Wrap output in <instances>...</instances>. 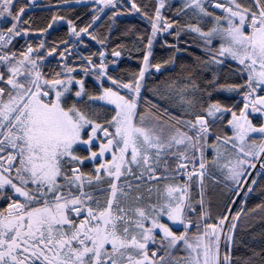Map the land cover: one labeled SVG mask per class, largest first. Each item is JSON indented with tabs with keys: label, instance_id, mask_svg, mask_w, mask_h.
Returning a JSON list of instances; mask_svg holds the SVG:
<instances>
[{
	"label": "snow or ice",
	"instance_id": "snow-or-ice-1",
	"mask_svg": "<svg viewBox=\"0 0 264 264\" xmlns=\"http://www.w3.org/2000/svg\"><path fill=\"white\" fill-rule=\"evenodd\" d=\"M16 2L0 0V21L6 25V31L0 29V197L5 196V189L10 190L6 197L10 203L0 211V264H233L231 253L241 212L232 216L231 222L224 215L217 223H203V232L199 230L208 218L205 179H214L209 165L231 182L236 197L244 192L246 198L254 191L257 179L248 183L253 170L256 177L264 176V122L257 126L250 118L259 114L264 121V94H260L264 93V0L248 4L242 0H184L175 15H187L192 9L196 22L183 25L163 15L162 10L171 8L168 0H157L152 16L142 11L137 0H127L129 11L141 14L151 26L139 71L128 82L109 73V65L117 61H108L106 51L77 54L79 67L69 60L79 44L87 47L84 35L106 47L107 37L98 39L89 28L105 9H118L119 0H94L100 7L94 10L92 21L79 30L73 21L54 15L47 28L37 30L39 34L44 36L58 21H65L77 43L69 47V41L63 40L46 51H42L44 39L36 47L29 43L23 51L9 49L16 37H28L31 32L24 19L27 5L17 10ZM209 7L222 13L215 15ZM121 14L112 11L109 18ZM206 18L213 21L208 30L201 27ZM161 33L177 40L181 33L197 34L209 56L200 60L205 67L223 64L219 57L229 56L244 66L246 83L223 89H247L239 115L218 102L201 105V111L190 120L173 117L167 109L157 114L159 105L141 93L148 77L174 63V56L163 63L152 62L153 43ZM214 40L221 41L218 49L212 48ZM167 46L180 51L175 44ZM54 56L59 57L56 67L60 70L46 72L48 57ZM111 56L119 58L122 52L113 49ZM78 71L97 81L107 80L111 86L101 84L99 95H89L84 79L74 75ZM196 89L191 76L177 89L186 106L184 114H193L196 104L187 94ZM69 94L77 100L66 106ZM85 96L88 101L113 105L115 115L104 123L90 118L77 106ZM141 103L150 106L145 114L138 112ZM225 113H231L227 123L233 136L221 138L212 128ZM165 115L175 124L164 120ZM210 137L217 143L209 144ZM228 144L234 152L222 149ZM209 147L215 152L211 161L205 156ZM80 150L88 154L79 155ZM86 161L95 162L94 174L81 170ZM129 176L133 179H127ZM122 177L126 179L118 183ZM180 177L185 178L183 183H179ZM105 178H111L110 196L102 205L86 188ZM193 185L199 188V200L193 197ZM244 185H248L246 191ZM154 192L156 202L151 203ZM196 204L200 213L193 221L187 214L196 212ZM257 207L264 209V204ZM163 218L172 225H183L184 231L177 235ZM193 226L197 229L194 242L188 235ZM181 243L190 250L188 256L173 257L172 250ZM150 245L157 246L151 255ZM161 250L164 254L158 257ZM166 257L170 259L166 261ZM257 258L264 264V252H253L246 264H258Z\"/></svg>",
	"mask_w": 264,
	"mask_h": 264
},
{
	"label": "trees",
	"instance_id": "trees-1",
	"mask_svg": "<svg viewBox=\"0 0 264 264\" xmlns=\"http://www.w3.org/2000/svg\"><path fill=\"white\" fill-rule=\"evenodd\" d=\"M89 1L93 0H81L80 3H77L76 0H70L69 3H65L64 0H35V4H31L30 0H17V10L19 7L27 5L24 19L29 21L31 32L28 37H16L12 41V44L8 46L9 49L12 51H23L26 50L29 43L33 47H36L41 39L46 41V48L42 51H46L52 47L53 43H60L63 40H68L69 47H71L76 42V38L70 36L69 26L65 21H58L44 36H41L37 30L47 28L54 15L63 16L66 20L73 21L77 30L87 26L92 21V17L95 14L94 10L100 7V5L95 6L89 3ZM168 3L171 4V8L166 7V9L162 10L163 15L167 19L170 21H179L181 25L188 22H196L191 15L192 9L187 10V15H175L176 8L180 7L183 1L170 0ZM242 3L248 4L250 0H242ZM137 4L141 7L142 11H146L149 16H152L157 5V0H137ZM119 5L118 9L111 11L105 9L104 13L100 14L101 18L95 22L96 26L93 31L95 34L93 33V35H96L98 39L107 37L106 47H103V49L108 53V61L115 60L111 56L113 49L122 52L120 59L115 64L109 65V73L121 78L124 82H128L132 74L139 71L147 36L151 32V26L141 14L129 11L130 6L127 0H122ZM117 10L123 14L116 16L114 19H110L109 17H111L112 11ZM209 11H212L215 15L218 14L214 12L212 7H209ZM212 25L213 21L208 18L201 27L204 30H208ZM0 29H5L6 31V25L3 21H0ZM140 36H143L145 39L141 41L138 39ZM83 40L87 47L84 44H79L77 48L73 49L74 55L69 58L70 62H73L77 67L81 64L77 54L88 56L98 52L94 40L89 36L83 38ZM169 44H175L180 51L168 47L167 45ZM218 45V43H214L212 48L218 49ZM63 47L61 45L59 51H62ZM203 49L204 44L197 34L181 33L178 40L173 35H168L167 33L158 34L153 43L152 62L163 63L174 56V63L162 68L160 73H155L148 77L145 81V88L142 89L141 93L142 97L151 100L153 104L159 105L158 115L167 109L168 114L173 117L190 120L191 115L184 114L183 107L186 106L181 102L180 94L177 91V89L188 83L189 76L198 85V89L192 90L187 94L194 99L196 104V107L191 110L193 113L200 112L201 105L206 107L209 103L218 102L224 107L231 108L239 115L244 104L243 93L247 89L240 88L239 91L232 92L223 89L227 85H244L247 81V76L243 74L239 64L224 57H219V59L224 60L223 64H209L205 67L200 63V60H208L209 56ZM197 58L200 59L198 60ZM58 60V56L48 57V62H46L44 70L46 72L52 69L59 71L60 69L56 67ZM94 60L97 59L95 58ZM74 75L78 79L83 78L85 80V88L89 95H99L101 93V84H103V87L111 86L109 81H97L91 74L84 76L83 72L78 71ZM170 85L174 87L170 88ZM125 92L126 90H122L121 94H125ZM75 101V97L70 95L66 106H70ZM77 106L85 111L90 118L97 120L99 123H104L115 115L112 108L92 103L87 100V96ZM149 107L141 103L138 112L143 114ZM230 116L231 113H225L224 118L214 124L212 131L217 136L223 138L230 135L231 132L226 127ZM250 118L254 122H263L261 118ZM163 119L170 124H175V120H170L168 115L163 116ZM176 126L181 127V125ZM80 154L83 156L88 153L82 150ZM81 170L85 173L94 174V166L89 162H85ZM253 177L258 181L257 185L253 186L254 191L246 198L244 192H242L240 197H236L234 192H232L227 208L222 214V216H229V222H231L232 216L237 212H241L240 219L236 221L238 225L235 233L236 244L233 246L231 253L233 264H246L248 257L253 252H264V209L257 207L258 205L264 204V191H262L264 189V176L256 177L254 173L248 182L249 184ZM214 178L219 180L218 176H214ZM247 187L248 185L244 188V191L247 190ZM221 197L219 193L212 196L211 213L217 214L219 209H221L224 203ZM233 200H235L234 204L232 203ZM196 206V212H188L187 214V217L193 221L197 219L200 213V206L197 204ZM254 209L255 211H253ZM216 210L218 211L215 212ZM194 230L195 226L191 229V232H194ZM183 231L184 228L175 230L174 232L179 234ZM151 250H153V247H150L149 255H151ZM224 251L225 249L223 247V253ZM257 261L259 264V258H257Z\"/></svg>",
	"mask_w": 264,
	"mask_h": 264
},
{
	"label": "crops",
	"instance_id": "crops-1",
	"mask_svg": "<svg viewBox=\"0 0 264 264\" xmlns=\"http://www.w3.org/2000/svg\"><path fill=\"white\" fill-rule=\"evenodd\" d=\"M214 12L215 13H218L217 15H220L222 12H218V11H215L214 10ZM214 43H218V42H214ZM213 43V44H214ZM212 44V45H213ZM219 45H218V48H219V46H220V43H218ZM224 58H226V59H229V60H231V61H233V62H235V63H237V64H239V62L238 61H236V60H233L231 57H224ZM240 65V67H241V69H242V72H243V74H245L246 76H248V72H247V70H245V68H244V66L243 65H241V64H239ZM78 79V78H77ZM0 86H2V85H0ZM260 94H264V93H260ZM74 96V95H73ZM53 98V97H52ZM68 98H69V96H68ZM76 99V98H75ZM77 100V99H76ZM244 101V100H243ZM93 103V102H92ZM96 104V103H95ZM102 105V104H101ZM105 106V105H104ZM108 107V106H107ZM111 108V107H110ZM113 109V108H112ZM183 110L185 111V107H183ZM194 114L195 113H193L192 115H191V118L190 119H194ZM255 115V119H257V118H260L259 116H258V114H254ZM232 117L230 116V119H231ZM252 122H253V124H255V125H259L260 123L259 122H254L253 121V119H252ZM264 122V121H263ZM170 124V123H169ZM181 127H183L182 125H181ZM229 130H230V135L229 136H225V137H231V136H233V131H232V129H231V127L228 125V123H227V126H226ZM182 130H187L186 128H181ZM213 132V131H212ZM214 133V132H213ZM191 134V133H190ZM214 135H216L217 136V134L216 133H214ZM253 136L254 137H257L258 136V134H253ZM225 137H223V138H225ZM222 138V137H221ZM208 143L209 144H215V143H217L216 141H215V139H214V137H210L209 138V141H208ZM238 143V142H237ZM260 143V140L257 138V144H259ZM223 148H228L230 151H235V150H232L231 149V144H228V145H222V149ZM208 149V152L205 154V156H206V158H207V160L208 161H211L213 158H214V155H215V152H214V149L213 148H206V150ZM225 155H227V153H225ZM209 168L211 169V171H212V173H213V176H221L220 174H219V170L218 169H216L215 167H213L212 165H209ZM219 171V172H218ZM221 178V177H220ZM132 179V178H131ZM130 179V180H131ZM184 182V179H179V183H183ZM227 183H225V184H223L221 181H218L216 178H214V179H208V178H206L205 179V185H206V187H205V192H204V204H205V208H206V210H207V212H208V218L206 219V221H202V223H201V228H200V232H203V223H217L218 222V219L222 216V214H223V212L226 210V208H227V205H228V202H229V199H230V196H231V193L232 192H234L233 190H231L230 189V185L228 186V185H226ZM218 185V186H217ZM221 185V186H220ZM224 187V188H223ZM191 191H192V193H193V197H194V199L195 200H199V198H200V195H199V188H198V186L197 185H193V187H192V189H191ZM220 194L222 197V199L224 200V203H223V205L221 206V209H219V212L216 214V213H211V208H212V201H211V198H212V196L213 195H215V194ZM197 205H199V204H197ZM197 207V206H196ZM197 209V208H196ZM187 211V210H186ZM218 210H216L215 212H217ZM192 218V217H191ZM183 228V227H182ZM181 228V229H182ZM175 230H180V229H173V231H175ZM191 230H188V235H189V238L192 240V242H194V237H195V234L197 233V229H196V227H195V230H194V232H191ZM180 234V233H179ZM178 233H177V235H179ZM178 249H181V250H183V251H185V253H184V257H187L188 256V254H187V252L189 251V250H187V249H185L184 248V246H183V244L181 243L178 247H177V249H175V250H178ZM194 255H195V253H193Z\"/></svg>",
	"mask_w": 264,
	"mask_h": 264
},
{
	"label": "rangeland",
	"instance_id": "rangeland-1",
	"mask_svg": "<svg viewBox=\"0 0 264 264\" xmlns=\"http://www.w3.org/2000/svg\"><path fill=\"white\" fill-rule=\"evenodd\" d=\"M122 1V0H121ZM120 1V2H121ZM168 1H170V0H168ZM181 1H183L184 2V0H181ZM119 2V3H120ZM89 3H92L93 5H95V6H98L95 2H94V0L93 1H89ZM118 6H120L119 4H118ZM108 11H111V10H113V9H107ZM107 11V12H108ZM106 12V13H107ZM206 19H208V18H206ZM209 19H211V18H209ZM93 31H94V29H93ZM94 33V32H93ZM92 33V34H93ZM95 34V33H94ZM87 37V36H86ZM214 42H218V43H221V41H219V40H214L213 41V43ZM230 57V56H229ZM85 81V80H84ZM70 95H72V94H69V96ZM53 98H54V96H53ZM84 98V97H83ZM77 99V98H76ZM92 102V101H91ZM93 103H96V104H102V105H105V106H108V107H111V108H113L114 109V106L113 105H108V104H106L105 102H103V101H95V102H93ZM141 114V113H140ZM143 114H145V113H143ZM258 116H259V114H258ZM137 121H138V119H139V116H137ZM82 150H80L79 152H78V154L79 155H81L80 154V152H81ZM208 152V149L206 150L205 149V154ZM199 155V154H198ZM106 159H111V155L110 154H107L106 155ZM86 162H89V161H86ZM89 163H91V164H93V166H94V169H95V166H96V164H95V162H89ZM219 172V171H218ZM219 174L221 175V176H219L218 177V179H219V181H221L223 184H225V183H227L226 185H231V182L230 181H227V180H225L224 178H223V175L221 174V172H219ZM221 177V178H220ZM132 177L131 176H129V177H127V179H131ZM109 179H111V178H105L104 180H102V181H99L100 183H103V184H108V180ZM126 178L125 177H122L121 178V181H119L118 183H122V181L123 180H125ZM133 179V178H132ZM131 179V180H132ZM61 182H63V181H61ZM228 185V186H229ZM244 188H245V185H244ZM9 192H10V190H9ZM242 193V192H241ZM110 196V189H107V190H104V191H102L101 193H99V194H96L95 195V197H98V198H100V200H101V204L103 205V203H104V201L108 198ZM151 203H155L156 202V194H155V192H154V194H153V197H152V200L150 201ZM94 206V205H93ZM229 217V216H228ZM163 220H164V222H166V223H168L169 224V226L170 227H172V229H181L182 227H183V225H172L171 224V222H169V221H167V219L166 218H163ZM179 246V245H178ZM109 248H110V246H108ZM150 247H153V250L157 247V246H155V245H150ZM190 251V250H189ZM189 251L187 252V254H189ZM184 253H185V251H183V250H181V249H178V250H175V249H173L172 250V256L173 257H178V258H184ZM221 253L223 254V245L221 246ZM164 253H163V250H161V251H159L158 252V256H160V255H163ZM194 255V254H193ZM170 258L169 257H166V261H168Z\"/></svg>",
	"mask_w": 264,
	"mask_h": 264
},
{
	"label": "flooded vegetation",
	"instance_id": "flooded-vegetation-1",
	"mask_svg": "<svg viewBox=\"0 0 264 264\" xmlns=\"http://www.w3.org/2000/svg\"><path fill=\"white\" fill-rule=\"evenodd\" d=\"M123 181H122V183H123ZM97 185H98V187H97ZM107 189H109L108 184H103V183L95 182V181H94V184H93V186L91 188H86V190L92 191L94 196L96 194L101 193L104 190H107ZM8 194H9V189H5V196L4 197H0V211H3V210H5L7 208V204L9 203V200L6 197H7ZM79 219H83V216L78 218L77 222H79Z\"/></svg>",
	"mask_w": 264,
	"mask_h": 264
},
{
	"label": "built area",
	"instance_id": "built-area-1",
	"mask_svg": "<svg viewBox=\"0 0 264 264\" xmlns=\"http://www.w3.org/2000/svg\"><path fill=\"white\" fill-rule=\"evenodd\" d=\"M120 1H121V0H119V2H120ZM216 10L222 11L221 9H216ZM89 32L93 33V27L89 28ZM70 36H71V35H70ZM86 36H87V35H84L83 38H85ZM71 37H73V36H71ZM95 42H96V41H95ZM75 43H77V41H76ZM96 46H97V48H98V52L101 51V50L105 51V50L102 48V46H101L100 44L96 43ZM98 52H97V53H98ZM95 58L97 59V57H94V59H95ZM113 58H114L116 61L120 59V57H119V58H115V57H113ZM259 167H260V166H259V163H257V170H259ZM253 173H255V170L252 171V174H253ZM9 203H10V201H9Z\"/></svg>",
	"mask_w": 264,
	"mask_h": 264
}]
</instances>
